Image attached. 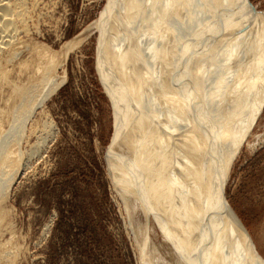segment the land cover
Listing matches in <instances>:
<instances>
[{
  "label": "bare ground",
  "instance_id": "6f19581e",
  "mask_svg": "<svg viewBox=\"0 0 264 264\" xmlns=\"http://www.w3.org/2000/svg\"><path fill=\"white\" fill-rule=\"evenodd\" d=\"M54 2L0 0V201L49 137L52 123L36 114L66 79L59 67L95 28L115 111L109 174L139 264H259L221 188L264 105V15L246 0H109L100 20L50 53L31 39ZM4 217L0 207V230ZM153 224L168 249L150 244ZM16 250L0 244V259Z\"/></svg>",
  "mask_w": 264,
  "mask_h": 264
},
{
  "label": "rangeland",
  "instance_id": "374dc122",
  "mask_svg": "<svg viewBox=\"0 0 264 264\" xmlns=\"http://www.w3.org/2000/svg\"><path fill=\"white\" fill-rule=\"evenodd\" d=\"M54 1L56 14L31 39L50 53L100 20L109 2ZM246 4L254 16L264 15V0H246ZM84 35L86 39L58 69L60 75L66 70L64 83L37 111L41 125L45 120L52 123L49 137L25 161L0 201L5 212L0 244L17 247L0 264L140 263L139 244L109 174L116 126L113 101L98 69L102 45L97 29ZM263 107L250 119V131L233 154L221 188L225 202L256 245L259 264H264V233L258 231L264 225ZM36 141L37 134L20 148L27 152ZM145 235L150 236V244L163 243L168 249L156 225Z\"/></svg>",
  "mask_w": 264,
  "mask_h": 264
},
{
  "label": "snow or ice",
  "instance_id": "6c2138e0",
  "mask_svg": "<svg viewBox=\"0 0 264 264\" xmlns=\"http://www.w3.org/2000/svg\"><path fill=\"white\" fill-rule=\"evenodd\" d=\"M258 231L264 233V225H259L258 226Z\"/></svg>",
  "mask_w": 264,
  "mask_h": 264
}]
</instances>
